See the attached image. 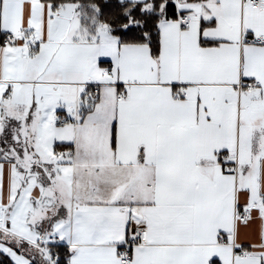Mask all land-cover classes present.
<instances>
[{
	"label": "snow or ice",
	"instance_id": "obj_1",
	"mask_svg": "<svg viewBox=\"0 0 264 264\" xmlns=\"http://www.w3.org/2000/svg\"><path fill=\"white\" fill-rule=\"evenodd\" d=\"M0 264H264V0H0Z\"/></svg>",
	"mask_w": 264,
	"mask_h": 264
}]
</instances>
